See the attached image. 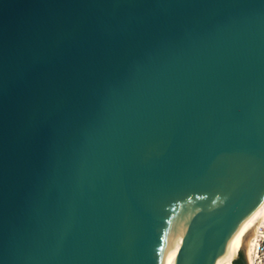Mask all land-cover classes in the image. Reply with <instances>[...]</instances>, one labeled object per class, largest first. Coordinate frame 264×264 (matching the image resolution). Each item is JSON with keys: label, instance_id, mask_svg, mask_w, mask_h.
Returning a JSON list of instances; mask_svg holds the SVG:
<instances>
[{"label": "water", "instance_id": "1", "mask_svg": "<svg viewBox=\"0 0 264 264\" xmlns=\"http://www.w3.org/2000/svg\"><path fill=\"white\" fill-rule=\"evenodd\" d=\"M263 197L264 0H0V264H214Z\"/></svg>", "mask_w": 264, "mask_h": 264}, {"label": "bare ground", "instance_id": "2", "mask_svg": "<svg viewBox=\"0 0 264 264\" xmlns=\"http://www.w3.org/2000/svg\"><path fill=\"white\" fill-rule=\"evenodd\" d=\"M264 223V197L250 210V212L236 225L227 240V247L214 264H232V259L238 248L251 251L255 233Z\"/></svg>", "mask_w": 264, "mask_h": 264}, {"label": "built area", "instance_id": "3", "mask_svg": "<svg viewBox=\"0 0 264 264\" xmlns=\"http://www.w3.org/2000/svg\"><path fill=\"white\" fill-rule=\"evenodd\" d=\"M246 264H264V223L255 233L251 251L246 254Z\"/></svg>", "mask_w": 264, "mask_h": 264}, {"label": "trees", "instance_id": "4", "mask_svg": "<svg viewBox=\"0 0 264 264\" xmlns=\"http://www.w3.org/2000/svg\"><path fill=\"white\" fill-rule=\"evenodd\" d=\"M232 264H246V257L242 250L239 252L236 259H232Z\"/></svg>", "mask_w": 264, "mask_h": 264}, {"label": "rangeland", "instance_id": "5", "mask_svg": "<svg viewBox=\"0 0 264 264\" xmlns=\"http://www.w3.org/2000/svg\"><path fill=\"white\" fill-rule=\"evenodd\" d=\"M241 250H242V251L244 252V254H245V250H243V249H241V248H238L237 252H240Z\"/></svg>", "mask_w": 264, "mask_h": 264}, {"label": "flooded vegetation", "instance_id": "6", "mask_svg": "<svg viewBox=\"0 0 264 264\" xmlns=\"http://www.w3.org/2000/svg\"><path fill=\"white\" fill-rule=\"evenodd\" d=\"M238 254H239V252L236 253V255L234 256V259H236L238 257Z\"/></svg>", "mask_w": 264, "mask_h": 264}, {"label": "snow or ice", "instance_id": "7", "mask_svg": "<svg viewBox=\"0 0 264 264\" xmlns=\"http://www.w3.org/2000/svg\"><path fill=\"white\" fill-rule=\"evenodd\" d=\"M189 199H191V198H189ZM218 199H219V198H218ZM215 203H216V201L214 200V201H213V204H215Z\"/></svg>", "mask_w": 264, "mask_h": 264}]
</instances>
